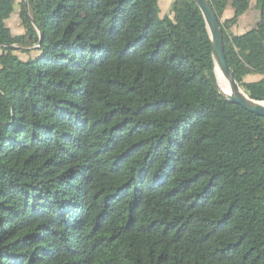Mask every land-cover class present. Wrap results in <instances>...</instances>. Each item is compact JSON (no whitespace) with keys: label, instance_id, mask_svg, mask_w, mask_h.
Here are the masks:
<instances>
[{"label":"trees","instance_id":"trees-1","mask_svg":"<svg viewBox=\"0 0 264 264\" xmlns=\"http://www.w3.org/2000/svg\"><path fill=\"white\" fill-rule=\"evenodd\" d=\"M209 1L264 101L246 81L264 0ZM14 9L0 0V264H264V117L220 93L197 3L23 0L22 34Z\"/></svg>","mask_w":264,"mask_h":264},{"label":"water","instance_id":"water-1","mask_svg":"<svg viewBox=\"0 0 264 264\" xmlns=\"http://www.w3.org/2000/svg\"><path fill=\"white\" fill-rule=\"evenodd\" d=\"M200 7L206 20L207 28L212 43V52L215 71L219 82L220 93L231 102L244 109L264 117V101L252 98L236 80L233 69L230 67L225 54L224 35L220 22L209 0H194ZM219 78L223 79L229 87L226 92L220 86Z\"/></svg>","mask_w":264,"mask_h":264},{"label":"rangeland","instance_id":"rangeland-1","mask_svg":"<svg viewBox=\"0 0 264 264\" xmlns=\"http://www.w3.org/2000/svg\"><path fill=\"white\" fill-rule=\"evenodd\" d=\"M15 1V9L14 12L10 15V17L7 20V23L9 27L11 28L12 32L14 34H22L24 33V26L22 24L21 18H20V12L22 8V1L23 0H14ZM173 1L169 4V0H160L159 5L161 9V14H170L171 7H172ZM228 9L227 12L224 14L222 20H225L227 18L232 17L233 10ZM259 20L258 12L252 8L247 14L243 15V17L239 20V22L233 26L232 31L234 33H244L254 27ZM21 58L28 59L31 56H34L37 54L36 50H32L30 53L25 51H18L17 52ZM264 79V75L262 74H254L246 77V81H257ZM244 86H242L243 88ZM244 89V88H243Z\"/></svg>","mask_w":264,"mask_h":264},{"label":"bare ground","instance_id":"bare-ground-1","mask_svg":"<svg viewBox=\"0 0 264 264\" xmlns=\"http://www.w3.org/2000/svg\"><path fill=\"white\" fill-rule=\"evenodd\" d=\"M219 80H220V86H221V88L224 89L226 92H229L228 84L223 79H221V78H219Z\"/></svg>","mask_w":264,"mask_h":264},{"label":"crops","instance_id":"crops-1","mask_svg":"<svg viewBox=\"0 0 264 264\" xmlns=\"http://www.w3.org/2000/svg\"><path fill=\"white\" fill-rule=\"evenodd\" d=\"M159 1H160V0H159ZM172 1H173V0H169V4H170ZM252 8H254V9L258 12V17H259V16H260V12H259V10H257V9L255 8V1H253L250 10H251ZM228 9H231V8L229 7ZM228 9H227V10H228ZM227 10L225 11V13L227 12ZM231 10H232V9H231ZM231 10H230V11H231ZM250 10H249V11H250ZM249 11H248V12H249ZM231 12H232V11H231ZM248 12H247V13H248ZM247 13H245V14H247ZM245 14H244V15H245ZM242 17H243V15L241 16V18H242ZM241 18H240V19H241Z\"/></svg>","mask_w":264,"mask_h":264}]
</instances>
